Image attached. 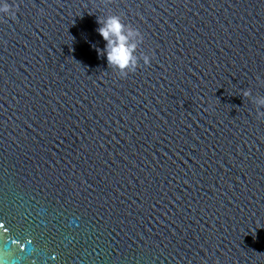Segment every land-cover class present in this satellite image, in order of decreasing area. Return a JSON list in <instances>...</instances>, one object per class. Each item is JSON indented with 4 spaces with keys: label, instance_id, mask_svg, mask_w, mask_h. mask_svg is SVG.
<instances>
[{
    "label": "water",
    "instance_id": "1",
    "mask_svg": "<svg viewBox=\"0 0 264 264\" xmlns=\"http://www.w3.org/2000/svg\"><path fill=\"white\" fill-rule=\"evenodd\" d=\"M5 4L0 264H264V0Z\"/></svg>",
    "mask_w": 264,
    "mask_h": 264
},
{
    "label": "clouds",
    "instance_id": "2",
    "mask_svg": "<svg viewBox=\"0 0 264 264\" xmlns=\"http://www.w3.org/2000/svg\"><path fill=\"white\" fill-rule=\"evenodd\" d=\"M110 3L111 0H108ZM0 12L15 16V12L11 11L9 6L5 4L0 7ZM97 32L106 42L103 51L100 53L106 57L108 66L116 69L122 77L127 76L129 72H134L138 66V60H142L144 66H148L151 59L149 55L141 54L139 57L134 55L137 49V43L131 42L134 38H138L137 42L142 43L143 37L138 30L127 27L121 23L120 18L115 15L107 16L103 21L97 18ZM99 51V50H98ZM243 98L251 95L250 91L245 90L242 92ZM254 103L257 108H264V97L255 98ZM257 119L264 118V111H257Z\"/></svg>",
    "mask_w": 264,
    "mask_h": 264
}]
</instances>
